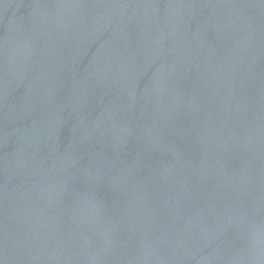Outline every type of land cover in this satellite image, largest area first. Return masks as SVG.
Listing matches in <instances>:
<instances>
[{"label":"water","instance_id":"obj_1","mask_svg":"<svg viewBox=\"0 0 264 264\" xmlns=\"http://www.w3.org/2000/svg\"><path fill=\"white\" fill-rule=\"evenodd\" d=\"M0 264H264V0H0Z\"/></svg>","mask_w":264,"mask_h":264}]
</instances>
